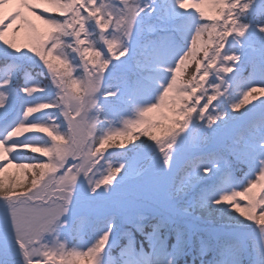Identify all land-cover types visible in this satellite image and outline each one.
Wrapping results in <instances>:
<instances>
[{"label":"snow or ice","instance_id":"1","mask_svg":"<svg viewBox=\"0 0 264 264\" xmlns=\"http://www.w3.org/2000/svg\"><path fill=\"white\" fill-rule=\"evenodd\" d=\"M181 261L264 264V0H0V264Z\"/></svg>","mask_w":264,"mask_h":264},{"label":"trees","instance_id":"2","mask_svg":"<svg viewBox=\"0 0 264 264\" xmlns=\"http://www.w3.org/2000/svg\"><path fill=\"white\" fill-rule=\"evenodd\" d=\"M194 67V66H193ZM192 70V68L190 67L189 69H188V71L190 72ZM42 97H37V99H41ZM9 171H15V169H9ZM5 177H6V179H7V173L5 174ZM136 237H137V239H141V236H140V234L139 233H136ZM181 264H183V261H181Z\"/></svg>","mask_w":264,"mask_h":264}]
</instances>
